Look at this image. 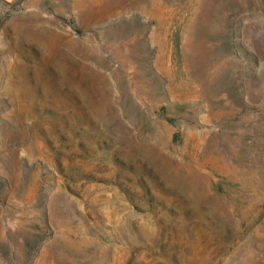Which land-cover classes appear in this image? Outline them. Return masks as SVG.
Returning <instances> with one entry per match:
<instances>
[{"label":"rangeland","instance_id":"rangeland-1","mask_svg":"<svg viewBox=\"0 0 264 264\" xmlns=\"http://www.w3.org/2000/svg\"><path fill=\"white\" fill-rule=\"evenodd\" d=\"M0 264H264V0H2Z\"/></svg>","mask_w":264,"mask_h":264},{"label":"water","instance_id":"water-1","mask_svg":"<svg viewBox=\"0 0 264 264\" xmlns=\"http://www.w3.org/2000/svg\"><path fill=\"white\" fill-rule=\"evenodd\" d=\"M3 1L10 2V1H12V0H3Z\"/></svg>","mask_w":264,"mask_h":264},{"label":"built area","instance_id":"built-area-1","mask_svg":"<svg viewBox=\"0 0 264 264\" xmlns=\"http://www.w3.org/2000/svg\"><path fill=\"white\" fill-rule=\"evenodd\" d=\"M2 0H0V2H1Z\"/></svg>","mask_w":264,"mask_h":264}]
</instances>
